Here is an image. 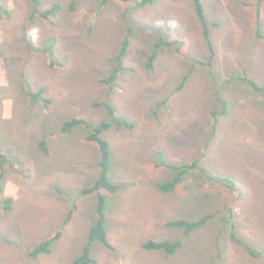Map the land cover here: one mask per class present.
Segmentation results:
<instances>
[{
	"label": "rangeland",
	"instance_id": "obj_1",
	"mask_svg": "<svg viewBox=\"0 0 264 264\" xmlns=\"http://www.w3.org/2000/svg\"><path fill=\"white\" fill-rule=\"evenodd\" d=\"M62 6L54 28L35 16L36 43L54 53L32 54L27 77L51 99L32 105L20 70L27 52L32 0H0V151L8 156L0 193V264H72L89 244L99 193L107 196L108 244L91 245L93 264H264L231 236L264 249V1L41 0ZM77 4L73 8V4ZM209 37L206 35V27ZM131 30V32H130ZM131 46L114 87L113 104L134 129L113 126L110 176L118 185L83 194L100 175V148L78 129L59 136L74 117L94 125L108 118L98 105L116 70L115 56ZM162 42L160 47L158 43ZM157 56L150 65V57ZM228 102L223 112L222 100ZM46 138L49 152L40 147ZM186 169L174 191L162 183ZM209 175L232 178L230 184ZM13 199L6 209L3 197ZM76 205L69 224L65 219ZM191 232L171 220H198ZM50 253L32 251L60 229ZM150 239L180 242L175 253L147 249Z\"/></svg>",
	"mask_w": 264,
	"mask_h": 264
},
{
	"label": "trees",
	"instance_id": "obj_2",
	"mask_svg": "<svg viewBox=\"0 0 264 264\" xmlns=\"http://www.w3.org/2000/svg\"><path fill=\"white\" fill-rule=\"evenodd\" d=\"M81 0H76L77 3ZM106 1V0H104ZM137 3V6L139 7H146L148 5H152L155 2L159 0H135ZM264 0H259L258 4V14L261 11V4ZM35 9L32 15L28 19V23L26 25L27 30V52L24 55L21 70H20V76L22 79V82L24 83V88L27 90L28 95L30 97V103L34 106H37L38 103L41 101H44L45 106L48 108L51 104V99H48L45 96L46 89L45 87L40 88L39 90L35 91L33 87L30 86L29 79L27 77V71L28 67L31 63L32 54L35 52L46 54L50 53V56L52 57L51 64L53 66L56 65V62L54 60V53L49 49H46L36 43L35 36H34V24H35V16H40L43 21L45 22L46 26L49 28H54L56 25V22L54 18L59 14V12L62 9V6L59 3H53L50 7H43L41 0H32ZM74 2L73 8L77 4ZM194 6L196 8L197 14L199 18L202 20L203 23L206 22V12L203 0H193ZM1 7V4H0ZM131 32V30H130ZM128 32L127 37L125 38L121 49L119 53L115 56L114 61L117 63V67L115 72L108 77L107 79H104L103 81L105 83H108L109 89L103 98V100L98 103V105H102L106 108L108 118L103 120L100 124L94 125L91 121H89L87 118L83 117H74L69 120H66L61 128L56 131L54 134L58 133L59 136H62L65 133H70L72 131L83 129L88 132L87 139L89 141H95L98 143L101 153V159L99 162L100 166V175L98 179L96 180L95 184L91 188H86L83 190V194H89L94 193L97 191H100L101 189H106L110 192H115L118 189V185L112 180L110 176V171L112 168V149L111 144L107 139L103 137V134L106 130L109 128L116 126V127H127L130 129H134L136 127V124L129 120L128 118L122 117L119 115L117 108L113 104L112 97L114 95V87L120 77L121 72L127 69L124 65V59L126 55L129 52V48L131 46V33ZM206 35L209 37V29L208 26L206 27ZM162 42H159L157 47H160ZM157 56V52L155 51L152 56L150 57V65L152 66L155 58ZM249 83L253 85V87L256 90L264 91V86L259 85L256 81L248 78L247 79ZM223 104V112L228 113V102L227 100H222ZM41 149L49 152V147L46 138L41 141L40 143ZM8 162V156L0 151V193H3V189L1 186V182L3 181L4 177V168L6 163ZM168 167L172 168L173 170H179L177 175L170 181H167L165 183H162L160 185V188L163 191L169 192L176 190L177 186L181 182V179L184 177V174L186 173V169L188 168H194L198 166V163H192V164H184L182 166H176L173 164H167ZM213 180L219 181L224 184H230V187L233 189H236V183L235 181L230 177L225 176H217V175H209ZM3 200L5 202V208L11 209L13 199L11 197H3ZM108 205V198L107 196L99 193V199H98V205L96 208V223L93 225L90 233V241L89 244L85 247L84 252L81 256L76 258L72 264H93L95 262V259L91 257V245L95 240H101L108 244V232L105 226V219H106V208ZM78 211V206L74 205L71 210L69 211L64 224H69L73 218V216ZM211 218V215H205L202 216L198 220H186V219H178V220H171L168 222L169 226H174L177 228H183L187 232H191L199 227L204 226ZM231 236L234 240H236L239 243H242L247 251L254 257H264V249H258L255 248L249 244H244L242 240L238 238L237 230H236V224L234 221H231ZM64 229H60L55 235L45 239L42 241L33 251L32 255L34 257L39 256L41 253H50L52 243L59 239L63 235ZM145 248L147 249H162L165 250L167 253H175L178 248L181 246V243L176 241H168V240H153L150 239L144 243Z\"/></svg>",
	"mask_w": 264,
	"mask_h": 264
},
{
	"label": "crops",
	"instance_id": "obj_3",
	"mask_svg": "<svg viewBox=\"0 0 264 264\" xmlns=\"http://www.w3.org/2000/svg\"><path fill=\"white\" fill-rule=\"evenodd\" d=\"M258 10V9H257Z\"/></svg>",
	"mask_w": 264,
	"mask_h": 264
}]
</instances>
